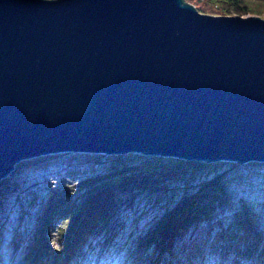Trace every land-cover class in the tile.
Listing matches in <instances>:
<instances>
[{
  "label": "water",
  "instance_id": "water-1",
  "mask_svg": "<svg viewBox=\"0 0 264 264\" xmlns=\"http://www.w3.org/2000/svg\"><path fill=\"white\" fill-rule=\"evenodd\" d=\"M67 153L264 163V18L0 0V180Z\"/></svg>",
  "mask_w": 264,
  "mask_h": 264
},
{
  "label": "rangeland",
  "instance_id": "rangeland-1",
  "mask_svg": "<svg viewBox=\"0 0 264 264\" xmlns=\"http://www.w3.org/2000/svg\"><path fill=\"white\" fill-rule=\"evenodd\" d=\"M185 1L192 4L198 12L222 15L215 12L218 11V5L207 4L206 0ZM260 8L263 10L264 6ZM253 15L264 18V13ZM92 155L97 154L67 153L56 155L50 162L46 159L35 160L29 164H36L32 168H40L38 173L19 180L23 171L18 172L14 167L5 177V185L8 188L0 196V264L22 263L23 260L20 259L26 255L38 217L49 194L65 195L62 191L65 186L85 177L98 175L108 166L107 160L103 157L99 159L102 164H95ZM136 155L138 154L127 153L122 157L126 158V165L135 166L140 161ZM27 162H21L24 164L20 163L18 168L28 164ZM48 168L61 171L47 176ZM195 173L192 177L188 174V178L184 176L183 179L167 181L164 184L166 192H162L161 186L156 193L154 191L148 195L151 198L161 197L163 201L159 203L149 201L151 198L142 194L135 195L130 202L118 201L113 221L108 225L111 229L114 226L113 235L101 246L105 227H101L93 234L90 247L93 243L94 246L86 251L82 264H242L237 255L239 252L242 253L248 244L252 253L246 261L249 263L246 264H259L257 258L261 252L260 245L264 246V163L211 162ZM214 175H221L219 188L226 195L227 202L223 207L214 209L207 221L204 220L198 225L204 226L199 234L185 241L184 237L189 231L187 230L186 234L174 239L169 251H160L152 243L146 245L144 249L137 247L136 237L143 236L152 226L153 220L160 216L162 211L157 208L164 204L165 199L175 196V193L179 196L181 191L190 193L197 184L213 178ZM118 195L122 198L130 194L124 192ZM74 196L75 194L66 195L65 198L71 200ZM242 205L249 211V219L246 222L250 227L249 233L240 229ZM57 224L58 221H55L48 234L47 242L52 248H57L55 230ZM255 235L262 241L257 245L258 250L253 243ZM58 251L50 249L47 256L52 259ZM83 251L84 248L80 250L81 253ZM42 264L48 263L43 261Z\"/></svg>",
  "mask_w": 264,
  "mask_h": 264
},
{
  "label": "trees",
  "instance_id": "trees-1",
  "mask_svg": "<svg viewBox=\"0 0 264 264\" xmlns=\"http://www.w3.org/2000/svg\"><path fill=\"white\" fill-rule=\"evenodd\" d=\"M206 1L207 4L218 5V11L215 12L222 15L229 12L242 16L264 13V9L260 8L264 6V0ZM122 156L92 155V161L97 165L102 164L99 161L101 157L107 160L108 166L102 173L85 177L65 186L62 190L65 195L55 193L48 195L21 264H40L42 259L47 257L50 249L59 250L53 256L52 264H78L81 256L80 250L101 227H105L102 243L110 240L114 226L111 229L108 225L113 221V213L118 201L130 202L138 194L151 198L148 195L154 191L156 193L158 187H163L162 192L167 191L164 185L167 181L183 179L188 174H191L192 177L202 166L208 165L204 162L138 154L136 157L140 161L135 166H131L126 165V158ZM21 164L19 163L18 166ZM18 166L15 165L16 168ZM220 177L221 175H214L213 178L197 184L194 191L190 193L181 191L179 196H176L177 193H175V196L165 199L164 204L160 206L162 211L160 216L153 220L152 226L143 236L136 237L137 247L144 249L146 245L152 243L160 251H169L175 238L184 235L187 230L197 227L204 220L207 221V218L210 217L209 214L217 207L226 205V195L219 188ZM5 182L6 178L0 180V196L8 188ZM124 192L130 195L119 198L118 194ZM72 194L75 196L71 200H66L65 196ZM130 196L132 197L130 198ZM149 201L159 203L163 200L161 197L153 196ZM242 207L240 229L249 233L250 227L246 224L249 219V211L244 205ZM55 221H58L55 228L57 248H52L47 242V236ZM253 243L258 250L257 245L262 243L258 235L254 236ZM249 246L250 244L237 255L238 260L243 262L242 264L249 263L246 262L252 253ZM260 249L257 261L259 264H264V246L260 245Z\"/></svg>",
  "mask_w": 264,
  "mask_h": 264
},
{
  "label": "bare ground",
  "instance_id": "bare-ground-1",
  "mask_svg": "<svg viewBox=\"0 0 264 264\" xmlns=\"http://www.w3.org/2000/svg\"><path fill=\"white\" fill-rule=\"evenodd\" d=\"M261 17V16H260ZM263 18V17H262ZM138 154V153H137ZM140 155V154H139ZM141 156H143V155H141ZM149 156H155V155H149ZM156 157H163V156H156ZM164 158H170V157H164ZM180 160V159H179ZM219 162V161H218ZM205 163V162H204ZM232 163H234V162H232ZM248 163H258L257 161H251V162H248ZM248 163H245V164H248ZM236 164H238V163H236ZM57 173V172H56ZM4 179V178H3ZM195 179V178H194ZM184 182V181H183ZM198 183V182H197ZM170 199V198H169ZM163 203V202H162ZM169 205V204H168ZM154 206V205H153ZM152 206V207H153ZM172 206V205H171ZM157 209H161L160 208V206H159V208H157ZM164 209V208H163ZM157 212V211H156ZM165 212V211H164ZM40 215H42V214H40ZM204 229V226L202 227V226H198V227H195V228H192V229H189V231H188V233H187V235H185V241H187L188 240V238L189 239H192V238H194L197 234H199V232H201L202 230ZM186 234V233H185ZM166 253H168V254H170L169 252H166ZM182 263V262H181Z\"/></svg>",
  "mask_w": 264,
  "mask_h": 264
},
{
  "label": "built area",
  "instance_id": "built-area-1",
  "mask_svg": "<svg viewBox=\"0 0 264 264\" xmlns=\"http://www.w3.org/2000/svg\"><path fill=\"white\" fill-rule=\"evenodd\" d=\"M51 165V164H50ZM40 171V168H32V167H28V168H25L24 170H23V173H21L22 174V177L21 178H19V180H21L22 178H24V177H27V176H32V175H34L35 173H38ZM47 176H52L54 173V169H51V168H48L47 169Z\"/></svg>",
  "mask_w": 264,
  "mask_h": 264
}]
</instances>
